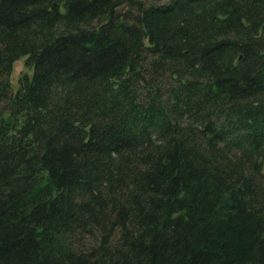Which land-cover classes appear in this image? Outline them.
<instances>
[{
  "label": "trees",
  "instance_id": "16d2710c",
  "mask_svg": "<svg viewBox=\"0 0 264 264\" xmlns=\"http://www.w3.org/2000/svg\"><path fill=\"white\" fill-rule=\"evenodd\" d=\"M0 264H264V0H0Z\"/></svg>",
  "mask_w": 264,
  "mask_h": 264
},
{
  "label": "rangeland",
  "instance_id": "374dc122",
  "mask_svg": "<svg viewBox=\"0 0 264 264\" xmlns=\"http://www.w3.org/2000/svg\"><path fill=\"white\" fill-rule=\"evenodd\" d=\"M154 1L157 3H163L166 0H154ZM26 60H27V57H23L17 60L14 65V69L12 73V81H13V85L15 86V88H17L19 85L18 81H19V77L21 76V74H23L24 72L30 71V68L26 64Z\"/></svg>",
  "mask_w": 264,
  "mask_h": 264
}]
</instances>
